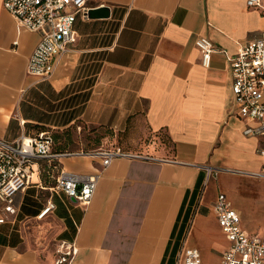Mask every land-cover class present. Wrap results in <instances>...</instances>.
<instances>
[{
	"label": "crops",
	"instance_id": "0c3cea01",
	"mask_svg": "<svg viewBox=\"0 0 264 264\" xmlns=\"http://www.w3.org/2000/svg\"><path fill=\"white\" fill-rule=\"evenodd\" d=\"M98 2L75 17L76 41L40 80L26 73L39 34L17 30L0 0V137L52 126L53 151L136 155L103 169L88 156L61 159L70 171L102 169L86 206L49 191L54 180L42 173V187L19 194L16 214L0 224V264H57L61 244L76 248L63 264H182V245L197 249L201 264H219L229 244L213 208L220 193L242 228L264 239V178L252 175L263 140L244 135L233 112L229 63L264 35V13L246 0L90 4ZM199 36L216 48L208 68ZM48 200L54 208L38 218Z\"/></svg>",
	"mask_w": 264,
	"mask_h": 264
},
{
	"label": "built area",
	"instance_id": "2783aa9c",
	"mask_svg": "<svg viewBox=\"0 0 264 264\" xmlns=\"http://www.w3.org/2000/svg\"><path fill=\"white\" fill-rule=\"evenodd\" d=\"M92 1L2 0L17 30L26 29L39 34V40L28 58V75L40 80L52 76L57 59L76 41L75 17L87 18L92 9L104 5L99 2L91 5ZM246 5L264 13L263 0H246ZM194 44L200 52L201 65L208 68L216 50L213 42L206 36H199ZM229 63L233 112L246 123L244 135L262 138L257 153L264 157V35L242 44L239 51L229 58ZM52 145V135L47 131L35 136L21 134L13 141L0 137V224L16 214L19 194L31 186H41L42 173L54 180L49 191H61L86 206L95 194L102 169L116 158L136 156L120 147L56 152ZM71 156L99 160L102 169L92 173L67 170L60 161ZM252 175L264 178V162ZM53 208L54 204L48 200L37 217L41 218ZM213 208L218 225L229 242L219 264H264V239L242 228L239 213L224 194L217 195ZM60 248L57 264L70 261L76 254L73 246L61 244ZM178 256L182 264H201L197 249L182 245Z\"/></svg>",
	"mask_w": 264,
	"mask_h": 264
},
{
	"label": "rangeland",
	"instance_id": "374dc122",
	"mask_svg": "<svg viewBox=\"0 0 264 264\" xmlns=\"http://www.w3.org/2000/svg\"><path fill=\"white\" fill-rule=\"evenodd\" d=\"M52 123V120L51 122ZM52 125V124H51ZM72 128L76 129V123L72 125ZM45 131H48L52 135V126H48ZM159 138L156 140L158 144L162 143L163 145L166 144V139L163 135L159 134ZM87 151V150H85ZM37 191L34 188L28 189L27 192L24 194L26 200L30 199L33 194H35Z\"/></svg>",
	"mask_w": 264,
	"mask_h": 264
},
{
	"label": "water",
	"instance_id": "95a60500",
	"mask_svg": "<svg viewBox=\"0 0 264 264\" xmlns=\"http://www.w3.org/2000/svg\"><path fill=\"white\" fill-rule=\"evenodd\" d=\"M90 13H92V10H91V12Z\"/></svg>",
	"mask_w": 264,
	"mask_h": 264
}]
</instances>
